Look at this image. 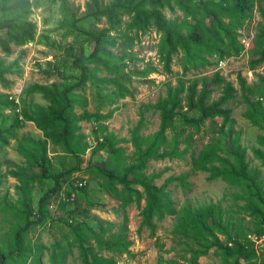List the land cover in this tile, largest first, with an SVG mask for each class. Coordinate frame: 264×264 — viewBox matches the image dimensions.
Wrapping results in <instances>:
<instances>
[{"label":"rangeland","instance_id":"obj_1","mask_svg":"<svg viewBox=\"0 0 264 264\" xmlns=\"http://www.w3.org/2000/svg\"><path fill=\"white\" fill-rule=\"evenodd\" d=\"M207 2L208 0H203ZM223 2L224 0H214ZM11 12L5 16L0 11V264H84L83 250L76 243L72 228L90 235L86 246L102 258V264H193L195 251H203L196 239L176 233L184 210L193 211L212 204H221L232 223H241L260 259L240 264H262L264 255V222L261 217L245 211L246 202L238 198L243 188L234 182L212 178L208 172L194 171L192 157L199 158L207 149L234 163L231 152L241 148L252 173H258V182L264 197V161L255 156L254 150L264 153L260 144L264 131L252 125L247 118L248 105L244 101L239 76L247 81L254 93L250 97L259 110L264 111V62L253 67L254 61L264 53V0H255L254 9L238 29V40L243 44L239 55L220 60L200 50L177 51L171 54L162 44L161 34L150 28L145 33L128 30L123 25L111 34L118 39V46L109 50L121 63V74L112 81L103 68L87 65L88 80L80 86L82 71L73 61L74 56L85 59L95 47L81 30L92 32L108 28L105 19L96 21L85 18L98 9L109 6L110 0H66L67 6L82 18L80 30L62 26L66 11L62 2L55 0H0ZM168 20L184 19L178 9H166ZM126 23L130 21L125 17ZM207 25L211 24L208 19ZM236 26V17L228 18ZM74 55V56H73ZM232 83L237 90L234 100L227 104L232 117L223 129V119L202 120L201 115L185 106L181 114L199 121L194 127L175 123L176 132H169L172 140L181 135L179 151L183 158L150 161L146 176L160 174L154 181L162 186L171 177L187 175L188 188L177 182L167 188L175 215L154 218L145 224L141 203L122 207L119 199L105 188L106 180L95 167L113 169L116 162L125 165L137 161L136 149L131 139L138 128V135L150 137L160 127V113L155 109L158 100L166 98L179 81L208 80L217 100L223 86L215 83L214 75ZM141 74H144L141 76ZM58 84L73 87L70 97L75 100L73 118L77 121V138L86 148L84 155H68L61 148L47 142L43 160L50 175L79 167L72 177L65 180L61 189L47 203L50 218L23 236L20 250L15 246L16 229L21 222L16 217L20 207L19 188L27 178L32 208L36 211L40 199L55 186V180L45 179L36 162L40 153L39 143L46 142L43 133L33 123L17 126V119L25 108L34 105L48 106L42 95L32 92L36 85ZM76 86V87H75ZM184 97V96H183ZM11 103L5 107L6 101ZM113 136L112 147L121 151L119 157L109 156L100 149L104 137ZM209 167L222 168L220 162ZM82 185V186H80ZM122 190L121 186H117ZM134 189L143 193L139 186ZM125 229L129 252H112L98 246L92 232L103 240H111ZM222 240L225 238L221 237ZM3 259V260H2ZM110 260V263H105ZM199 264H237L227 260L215 249L199 256Z\"/></svg>","mask_w":264,"mask_h":264},{"label":"trees","instance_id":"obj_2","mask_svg":"<svg viewBox=\"0 0 264 264\" xmlns=\"http://www.w3.org/2000/svg\"><path fill=\"white\" fill-rule=\"evenodd\" d=\"M55 1L62 2L66 11V20L62 26L80 30L79 23L82 18H78L67 6L66 0ZM254 6L255 0H224L223 2L214 0L207 2L203 0H110L107 8L98 9L85 17L94 18L96 21L105 19L108 28L92 32L81 30L95 43V47L85 59L73 55L74 65L82 71L81 80L77 86L83 85L88 80L87 65L103 68L109 75L114 76L112 81H115L121 74V63L124 57L118 59L109 50L115 49L119 44L117 37L111 32L118 31L123 25H127L128 30L139 33L155 28L161 34L163 47L168 52V61H170L171 54L179 50H200L210 56H218L220 60L239 55L243 44L238 40L240 36L238 29L253 11ZM166 9L171 11L178 9L183 13L184 19L182 21L168 20L164 14ZM0 11L5 16L11 12L10 8L3 3H0ZM262 16L264 18V11ZM125 17L130 19L128 23ZM233 17L237 19L236 26L227 22L228 18ZM208 19L212 21L210 25H207ZM262 62H264V53L254 61L253 67ZM214 80L216 84L223 86L221 96L217 100L211 101L214 90L210 88L206 79L188 83L179 81L175 90H171L166 98L158 100L155 109L160 113L159 130L150 137L138 135V128L133 133L131 142L136 149L137 161L135 163L125 165L116 162L111 170L95 167V170L105 178L107 191L121 201L122 207L125 208L132 203L140 205L142 194L145 195L146 205L142 211L145 224H151L154 218L161 219L167 214L171 216L176 214L167 192L171 183L177 182L182 188L189 187L187 175L171 177L159 187L154 181L160 177V174L146 176L144 173L150 161L183 158L184 152L179 151L181 135L176 133L175 137L169 140L168 133L177 131L175 123L178 119L183 126L187 127L197 126L199 121L189 118L186 114H181L180 109L185 106L189 111L198 112L202 120L221 118L223 129L231 121L232 111L227 108V104L235 99L237 90L219 73L214 75ZM239 80L244 92V101L248 105L247 118L253 126L264 131V111L259 110L258 105L252 101L250 94L252 95L254 91L247 86L246 79L239 76ZM31 90L35 94L42 95L49 105H34L25 108L16 123L20 128L26 123H33L43 133L46 142H41L39 146H36V150L40 153L36 162L43 170V177L55 180L56 184L40 199L36 211L32 208L28 190L29 182L34 179L27 178V181L20 186V207L15 211L16 217L21 222L15 233V246L18 250L22 246L23 236L34 227L45 224L50 218L47 203L51 197L61 189L67 178L80 170L77 167L55 176L48 174L43 160L47 151V142L61 148L64 153L78 158L86 152V148L80 144L76 136L78 127L77 121L73 118L75 100L70 97L74 88L54 83L50 86L36 85ZM10 105L7 99L5 107ZM113 139V136L104 137L100 149L93 150L92 154H95L97 150H104L109 156L119 157L121 151L112 147ZM260 144L264 146V139H261ZM253 152L256 157L264 161L262 151L254 150ZM231 155L234 157V163L222 158L215 149H207L201 153L199 158L192 157L191 164L194 171L208 172L212 178H222L239 184L243 188L244 195L238 198L245 200V211L261 217L264 222V197L262 187L258 182V173H252L249 170L244 150L236 148ZM214 161L220 162L222 168L208 166ZM117 186H121L122 190H118ZM134 186L141 187L143 193L134 189ZM243 230L241 223L231 222V217L226 214L221 204L208 205L196 211L184 210L175 228L176 233L196 239L199 246L203 248V251L194 252L191 261L193 264H199V256L206 254L212 248L227 260L236 259L237 264H240V260L249 262L260 259L248 237L243 235ZM91 232L99 247L112 252H129L130 243L127 241L125 229L107 241L101 240L96 233ZM71 233L76 243L82 247L84 264H102L103 259L96 256L90 247L86 246L90 235L76 228H72ZM104 262L110 263L111 261L105 260ZM262 264H264V255Z\"/></svg>","mask_w":264,"mask_h":264},{"label":"built area","instance_id":"obj_3","mask_svg":"<svg viewBox=\"0 0 264 264\" xmlns=\"http://www.w3.org/2000/svg\"><path fill=\"white\" fill-rule=\"evenodd\" d=\"M22 119V118H21ZM80 186H82V185H80Z\"/></svg>","mask_w":264,"mask_h":264}]
</instances>
